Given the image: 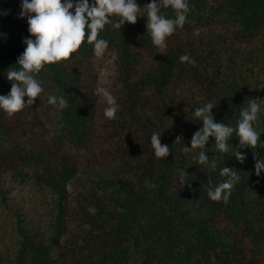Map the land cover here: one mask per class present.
I'll list each match as a JSON object with an SVG mask.
<instances>
[{"label": "trees", "instance_id": "1", "mask_svg": "<svg viewBox=\"0 0 264 264\" xmlns=\"http://www.w3.org/2000/svg\"><path fill=\"white\" fill-rule=\"evenodd\" d=\"M150 2L137 0L141 8ZM188 3L185 24L162 51L147 34L144 10L135 25L101 31L98 39L109 44L104 58L115 61L109 92L120 106L116 119L104 117L106 103L95 95V68L104 58H95L87 40L68 61L36 75L40 97L67 101L63 109L48 103L60 127L56 133L33 105L12 117L0 109V169L12 162L32 169L17 176L48 189L53 213L49 235L31 229L22 212L8 207L0 186V204L14 219L17 237L11 256L0 251V264H264V172L255 174L256 159L264 160V105L254 122L260 133L255 148L240 149L233 132L227 153L215 148V138L196 150L205 151L208 164L183 151L202 128L192 119L196 108L212 102L215 121L236 128L245 101L264 100V0ZM21 4L0 0L2 96L11 90L7 71L17 67L25 39H34L27 17L20 18ZM163 14L175 19L171 9ZM184 54L195 63H182ZM153 132L170 147L169 157H155ZM177 136L183 140L174 145ZM27 138L31 149H19ZM237 151L246 157L243 163ZM223 167L240 179L226 202H214L207 191L228 179L220 175ZM76 177L90 184L76 211L86 228L68 236V186Z\"/></svg>", "mask_w": 264, "mask_h": 264}, {"label": "clouds", "instance_id": "2", "mask_svg": "<svg viewBox=\"0 0 264 264\" xmlns=\"http://www.w3.org/2000/svg\"><path fill=\"white\" fill-rule=\"evenodd\" d=\"M22 11L20 18L27 17L28 31L34 39L26 38V48L18 58L17 67L9 68L7 79L11 82L10 93L6 96L0 95V109L9 117L22 111L26 106L34 105L37 98L43 92L41 82L36 75L46 65L59 64L68 61L74 53L84 44L85 40L93 46L94 56L97 60L104 58L109 44L104 39H98L101 31L106 25H113L115 29H122L125 24L135 25L140 17V12L145 11L147 18V34L150 36L153 46L162 51L166 49V40L173 35L178 27H183L189 12L188 0H151L150 3L141 8L137 0H94L90 5L89 0H22ZM74 9V13H73ZM171 9L175 13V19L166 18L163 10ZM141 18V17H140ZM182 63H195L194 59L187 54L179 57ZM110 73L105 68L99 70L100 81L95 95L101 97L106 103L103 115L107 120L117 118L119 104L109 90L102 86L109 83ZM27 97V102H25ZM48 103L63 109L67 101L63 97L50 95ZM264 100L259 98H248L240 111V118L236 128L225 123H218L212 112L215 105L208 102L195 109L193 120H200L202 128L196 131L190 141L191 147L183 145L185 153H193V159L200 165L209 163V157L204 149L210 138H215V148L222 152L229 151L228 140L233 132L239 137L240 149L255 148L260 133L254 127L258 120V114ZM183 136H177L174 145L180 144ZM151 147L157 159L167 158L171 154L168 145L162 144L158 132H153L150 139ZM235 158L241 163L246 157L241 151L235 153ZM210 166L216 169L215 160H211ZM264 172V160L256 159L255 174L257 177ZM221 176L228 179L214 188L210 187L207 195L210 200L219 202L227 201L230 189L239 181V173L234 169L223 167ZM146 186L155 188V183L146 181Z\"/></svg>", "mask_w": 264, "mask_h": 264}, {"label": "rangeland", "instance_id": "3", "mask_svg": "<svg viewBox=\"0 0 264 264\" xmlns=\"http://www.w3.org/2000/svg\"><path fill=\"white\" fill-rule=\"evenodd\" d=\"M75 3L76 0H73ZM94 0H89L91 5ZM101 68L107 69L110 73L109 83L102 85L108 90L113 83L115 77V61L113 55H108L104 58L101 63H98V66L95 68L96 82L97 86L100 81L99 70ZM261 90L264 93V84L261 86ZM44 96H47L46 94ZM52 108H49L48 101L44 98H38V101L33 105V111L36 115L40 117L44 126L52 132L58 131L60 129L57 121L54 118V113L51 111ZM21 145L19 149L26 147V150L31 149V146L28 144L29 138L20 139ZM32 170V169H31ZM28 168L18 164L16 162L7 163L6 167L0 169V186L7 192V204L8 207L22 212L31 229L35 231H41L45 235L50 234V224L53 219V213L50 209L51 205V195L47 188L39 187L34 181H25L21 179L22 173L31 174L32 171ZM18 173V174H17ZM37 171L33 172L32 176L36 175ZM90 184L82 180L81 178L76 177L69 186V206L73 209L71 216H68L67 220V231L69 235H77L83 230L85 225H82L81 222L77 219V206L81 203V191L88 189ZM14 219L10 215L7 209H4L0 204V251L3 252L6 256H11L15 248V243L17 242V237L15 236L14 231Z\"/></svg>", "mask_w": 264, "mask_h": 264}]
</instances>
